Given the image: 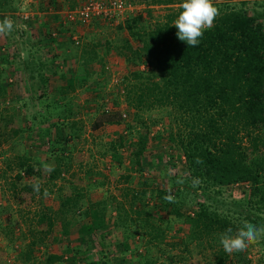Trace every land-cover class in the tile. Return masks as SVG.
I'll return each mask as SVG.
<instances>
[{"label":"rangeland","instance_id":"1","mask_svg":"<svg viewBox=\"0 0 264 264\" xmlns=\"http://www.w3.org/2000/svg\"><path fill=\"white\" fill-rule=\"evenodd\" d=\"M80 1L0 4V21L7 17L14 25L9 34L0 35V84L5 88L0 97V264H82L94 253L93 258L103 255L111 263L146 264V254L156 259L152 264H212L208 240L194 241L188 222L167 212L170 207L160 212L152 208L158 202L156 190L169 191L173 176H187V170L168 140V128L175 133V123L159 109L131 111L125 104V54L134 41L118 28L123 22L64 23L63 12ZM125 1L143 13L144 30L165 14L173 15L174 24L182 11V0L164 5L159 0ZM213 4L219 11L225 5L251 14L264 11V0ZM116 113L124 117L105 121L107 114ZM56 127L70 137L63 141ZM139 136L145 145L140 161H133L130 144ZM20 163L31 172L26 174ZM37 180L39 194L32 187ZM247 190L245 183L225 185L207 192L208 202L221 214L231 213ZM132 193H144L133 205L138 215H124ZM65 199L68 211L57 214ZM198 199L203 197L188 191L177 210L190 215ZM95 202L107 227L102 239L99 231L79 228L89 222L88 209ZM117 214L126 218L130 236L136 229L133 236L123 238ZM261 216L253 223L257 227L264 226ZM141 217L146 221L130 222ZM151 225L163 232L161 239H149ZM122 244L126 248L120 252ZM226 254L224 264H264V237L244 252Z\"/></svg>","mask_w":264,"mask_h":264},{"label":"trees","instance_id":"2","mask_svg":"<svg viewBox=\"0 0 264 264\" xmlns=\"http://www.w3.org/2000/svg\"><path fill=\"white\" fill-rule=\"evenodd\" d=\"M168 1L171 0L156 3L164 5ZM0 2L3 4L5 0ZM225 6L196 47H188L178 40L170 14H165L164 19L146 30L142 12H133L118 25L134 41L126 47L125 104L131 111L159 109L168 122L175 123V133L168 128V140L175 143L187 170V176H173L169 191L156 190L158 202L152 208L160 212L170 207L167 212L188 222L194 241L208 240L212 264H224L227 258L220 243L221 234L227 228L231 227L233 233L242 227L244 220L255 223L264 215V11L251 14ZM4 93L5 88L0 84V97ZM120 118L121 113L107 114L105 121L112 123ZM97 126L95 124L94 128ZM56 133L63 141L70 137L58 127ZM144 145L143 136L130 144L133 161H140ZM197 157L203 163L197 164ZM22 164L19 167H23ZM22 169L26 174L31 172L27 165ZM195 178H199L200 183L192 186ZM235 183L247 184L248 190L246 198L234 204L236 211L231 213L237 217L233 218L231 213L221 214L211 207L207 192ZM188 191L196 197L202 196L203 200L194 202L190 215H182L177 209ZM143 194H131L129 212L126 210L124 215H138L133 205L143 199ZM169 195L173 197L172 202L165 198ZM67 204L65 199L56 213L61 215L68 211ZM96 207L97 202L91 204L89 222L79 228L90 233L99 231L102 239L107 227L102 210ZM137 218H131L130 222L146 221ZM41 221L42 218L37 223ZM117 225L122 229L123 238L136 233L132 226L130 236L131 228L119 214ZM148 237L158 240L163 232L151 225ZM35 239L32 238V242ZM125 248L123 246L120 252ZM143 255L146 264L156 260ZM92 256L82 260V264H123L120 259L111 263L103 255Z\"/></svg>","mask_w":264,"mask_h":264},{"label":"clouds","instance_id":"3","mask_svg":"<svg viewBox=\"0 0 264 264\" xmlns=\"http://www.w3.org/2000/svg\"><path fill=\"white\" fill-rule=\"evenodd\" d=\"M178 18L174 21V27L177 29L176 36L181 42H185L188 47H196L200 44L204 32L211 29L216 18L219 16V9L214 6L213 0H182ZM13 22L9 18L0 21V35H7L13 30ZM197 164L203 161L197 157ZM47 171H54L52 166H47ZM200 183L199 178L193 180V186ZM33 190L40 193V182L36 181L32 185ZM45 197L48 196L47 189L44 190ZM170 202L173 201L171 195L166 196ZM232 228L225 230L220 237V243L226 253L244 252L249 245L255 244L261 237H264V226L257 227L255 224L244 221L235 235H230Z\"/></svg>","mask_w":264,"mask_h":264},{"label":"built area","instance_id":"4","mask_svg":"<svg viewBox=\"0 0 264 264\" xmlns=\"http://www.w3.org/2000/svg\"><path fill=\"white\" fill-rule=\"evenodd\" d=\"M136 9L125 0H82L76 6L63 12V22L87 25L91 22H102L116 25L124 21ZM62 22V23H63ZM50 35L54 37L55 32ZM124 117V114L121 113Z\"/></svg>","mask_w":264,"mask_h":264},{"label":"crops","instance_id":"5","mask_svg":"<svg viewBox=\"0 0 264 264\" xmlns=\"http://www.w3.org/2000/svg\"><path fill=\"white\" fill-rule=\"evenodd\" d=\"M33 1H34V2H36L37 0H33ZM77 2H78V1H77ZM33 14H35V15L37 14V15H38V13H37V12H34ZM52 30H53V29H52Z\"/></svg>","mask_w":264,"mask_h":264}]
</instances>
